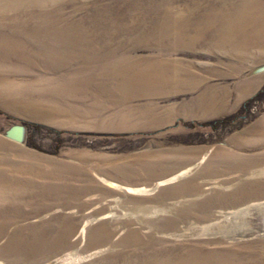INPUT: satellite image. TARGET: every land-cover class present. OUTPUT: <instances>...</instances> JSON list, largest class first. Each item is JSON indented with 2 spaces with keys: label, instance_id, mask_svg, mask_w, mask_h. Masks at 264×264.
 Returning <instances> with one entry per match:
<instances>
[{
  "label": "rangeland",
  "instance_id": "374dc122",
  "mask_svg": "<svg viewBox=\"0 0 264 264\" xmlns=\"http://www.w3.org/2000/svg\"><path fill=\"white\" fill-rule=\"evenodd\" d=\"M46 6L73 45L28 35L38 9L0 20L21 43L0 49V264H264V0ZM57 50L112 55L43 66ZM19 121L26 145L2 136Z\"/></svg>",
  "mask_w": 264,
  "mask_h": 264
},
{
  "label": "bare ground",
  "instance_id": "6f19581e",
  "mask_svg": "<svg viewBox=\"0 0 264 264\" xmlns=\"http://www.w3.org/2000/svg\"><path fill=\"white\" fill-rule=\"evenodd\" d=\"M56 1L59 0H0V20L1 19H5V18H10L12 21H16L19 18V12L20 11H24L27 9H38L39 12H37V18L35 21L37 22V24H35V27H32L34 29H32V31L28 32V35H30V37H35V36H40V35H45V36H51L55 39V42L52 41L50 42V44H56L58 45V47H69L70 45H73V41L70 39L71 37L75 34H79L81 35L82 32L81 30H79V27H77V25H69L66 27H62L56 24V21L58 22L60 19H63L60 15L59 16H55L54 20H52L51 18H49V15L46 14L44 11L47 6V3H54ZM253 1V0H252ZM13 14L10 17H8V14ZM41 15H45V17H42ZM18 27L16 28L15 34H19L22 31L23 27H26L24 22H19V24L17 25ZM78 38V37H77ZM79 40V39H78ZM80 42V41H78ZM20 41L16 38H8V37H2L0 35V49H6V50H15L17 48H19L20 46ZM81 43V42H80ZM48 43L45 42V47L47 45H50ZM88 45V42H87ZM52 46V45H51ZM85 47V46H82ZM86 50V47L85 49ZM82 55H85L84 57ZM112 55L111 52H108L103 55H100L99 57H94L93 54L91 53H87V52H83V54L80 53V51L78 52V54L76 53V55H74V53L68 54L65 51H52V52H47L43 58V66L48 67L49 69H53V70H59L62 68H65L66 65L70 62V61H77L79 63H82V61L89 64L92 63H96V62H101V61H105L107 62V58ZM29 62H33V61H29ZM84 64V65H85ZM102 72L101 75H104V77L106 78V68H101ZM105 71V73H104ZM163 78V76H162ZM92 77L88 78L86 80V84L87 85H92ZM144 77L143 76H139V81H136L135 83H137L138 86L143 87V91H145L146 93H148L150 90L147 91V89H145L147 86L146 85H151V83H149L148 81H144ZM145 87V88H144ZM151 87V86H149ZM171 87V86H170ZM166 88L163 87V91ZM162 91V92H163ZM8 141V139H7ZM11 141V140H10ZM13 142V141H12ZM10 145H8L7 142H4L3 140H0V148H9ZM189 172L188 170L182 171L180 173V175H175V176H182L184 173ZM171 180V178L169 179ZM167 181V180H166ZM111 185L113 186L114 184L111 183ZM162 185V183H161ZM115 186V185H114ZM236 198V197H234ZM253 208V210H255V205L251 204L245 208H240L236 211L231 212L230 214L233 217H238L241 214H245L247 213L250 208ZM106 218V216H105ZM183 262V261H178ZM199 264V263H198Z\"/></svg>",
  "mask_w": 264,
  "mask_h": 264
},
{
  "label": "water",
  "instance_id": "95a60500",
  "mask_svg": "<svg viewBox=\"0 0 264 264\" xmlns=\"http://www.w3.org/2000/svg\"><path fill=\"white\" fill-rule=\"evenodd\" d=\"M264 73V65L254 68L250 75H257ZM2 136L20 145H26L28 142V123L19 121L10 123L8 127L2 132Z\"/></svg>",
  "mask_w": 264,
  "mask_h": 264
},
{
  "label": "trees",
  "instance_id": "16d2710c",
  "mask_svg": "<svg viewBox=\"0 0 264 264\" xmlns=\"http://www.w3.org/2000/svg\"><path fill=\"white\" fill-rule=\"evenodd\" d=\"M1 114V113H0Z\"/></svg>",
  "mask_w": 264,
  "mask_h": 264
}]
</instances>
